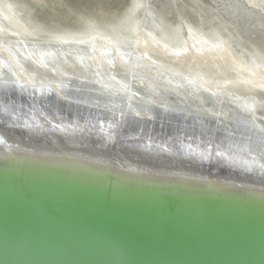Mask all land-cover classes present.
<instances>
[{
  "label": "water",
  "instance_id": "1",
  "mask_svg": "<svg viewBox=\"0 0 264 264\" xmlns=\"http://www.w3.org/2000/svg\"><path fill=\"white\" fill-rule=\"evenodd\" d=\"M37 3L0 0L25 30L0 19V264H264V104L151 73L136 50L191 25L212 37L215 17L264 58V3ZM81 84L100 107L42 103ZM162 100L200 112L196 129L184 112L132 119Z\"/></svg>",
  "mask_w": 264,
  "mask_h": 264
},
{
  "label": "bare ground",
  "instance_id": "2",
  "mask_svg": "<svg viewBox=\"0 0 264 264\" xmlns=\"http://www.w3.org/2000/svg\"><path fill=\"white\" fill-rule=\"evenodd\" d=\"M251 1L259 6L264 3V0ZM18 17L0 8L2 26L25 32ZM212 22L215 26L212 37L191 25L175 41L152 33L139 34L136 50L151 73L166 75L175 82H196L201 87L229 93L240 101L264 104V58L231 46L219 35L226 32L221 20L213 17ZM158 30L166 34L162 26ZM91 39L95 40L92 35ZM99 41L110 42L104 38Z\"/></svg>",
  "mask_w": 264,
  "mask_h": 264
},
{
  "label": "snow or ice",
  "instance_id": "3",
  "mask_svg": "<svg viewBox=\"0 0 264 264\" xmlns=\"http://www.w3.org/2000/svg\"><path fill=\"white\" fill-rule=\"evenodd\" d=\"M37 7L43 8V9H48L50 7H52V8H57V7L66 8L67 5L62 4V3L50 4L49 0H38ZM69 11H71V9H69ZM52 30H56V28H52ZM69 83H71V81H69ZM41 87L43 88L44 85L42 84ZM53 91L59 92V89L58 88L53 89ZM88 91H90V89H88L86 85L81 84L79 87H77L75 89V92L78 94L77 97L75 99H72V100H69V96L66 94L59 95V96H49L45 92H42L41 93V96L43 97L42 103H45L46 106L55 105L56 109H59L60 106L63 105V103L65 101H67L69 104H76V105L84 104L88 108L100 107V105H101L100 97L93 98L90 96H86V93ZM105 108H107V105H105ZM139 108H140L139 111H133L132 112V114H131L132 119H135V118H141L142 119L143 118L141 116L142 112L144 113L145 116H147L148 120H155L157 118V114H160V115L167 117V116H169V114L184 112L185 118L194 117L193 127H195L196 126V119L201 116L200 112H196V113L185 112L183 109L178 111L176 107H172L170 105H167L165 103V101H163V100L159 104H156L155 101H152V102H150V104H146V105L142 104V105H139ZM150 112H154L155 115H148V113H150ZM205 112H207V110H205ZM121 115L124 116L126 114L122 112ZM199 126L201 127V129L207 128V125L204 124L203 119L200 120Z\"/></svg>",
  "mask_w": 264,
  "mask_h": 264
},
{
  "label": "clouds",
  "instance_id": "4",
  "mask_svg": "<svg viewBox=\"0 0 264 264\" xmlns=\"http://www.w3.org/2000/svg\"><path fill=\"white\" fill-rule=\"evenodd\" d=\"M195 129H196L195 127H193V126H189V125H188V126L185 128V131H186V132H193Z\"/></svg>",
  "mask_w": 264,
  "mask_h": 264
}]
</instances>
